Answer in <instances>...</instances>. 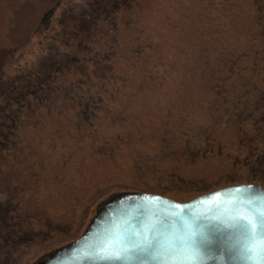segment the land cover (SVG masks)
I'll use <instances>...</instances> for the list:
<instances>
[{
    "label": "rangeland",
    "instance_id": "374dc122",
    "mask_svg": "<svg viewBox=\"0 0 264 264\" xmlns=\"http://www.w3.org/2000/svg\"><path fill=\"white\" fill-rule=\"evenodd\" d=\"M56 59L46 93L28 92ZM0 83L14 89L0 186L17 188L20 216L76 227L98 194L150 184L189 198L249 176L238 161L245 134L224 112L264 91V0H0ZM199 143L206 153L191 151ZM5 252L0 264H24Z\"/></svg>",
    "mask_w": 264,
    "mask_h": 264
},
{
    "label": "water",
    "instance_id": "95a60500",
    "mask_svg": "<svg viewBox=\"0 0 264 264\" xmlns=\"http://www.w3.org/2000/svg\"><path fill=\"white\" fill-rule=\"evenodd\" d=\"M32 264H264V188L230 184L184 201L116 192L77 238Z\"/></svg>",
    "mask_w": 264,
    "mask_h": 264
},
{
    "label": "trees",
    "instance_id": "16d2710c",
    "mask_svg": "<svg viewBox=\"0 0 264 264\" xmlns=\"http://www.w3.org/2000/svg\"><path fill=\"white\" fill-rule=\"evenodd\" d=\"M58 6L59 1L43 13L33 31L34 36L40 38L48 32V30L52 27L51 24ZM96 10L97 9H94L92 13H94ZM90 18L83 19L81 21L82 27L87 34H90L89 29L91 28V25L94 24V22L92 21V14ZM56 63H59L57 59L50 60V63L45 66L43 76L37 78L39 81L38 84H36V88L34 90H30L28 89V85H26L25 87L27 91L32 93L42 92V95L43 93L45 94L46 92H43V90L41 89L42 87H40V80H43L44 78L47 79V77L50 75V72H53L56 70V68H58V66H56ZM3 87L4 85L0 83V96L1 94H4V91L6 90L3 99H0V150L5 149L7 145L8 132H5L3 128L8 127V125L5 123L4 117L6 114V108L8 107L9 103L8 97L12 96V91L14 92V89H6L5 86L4 90ZM20 93H22V90H20ZM47 94L50 93L47 92ZM249 95L250 93L248 94L247 99L244 101L241 98H238L237 103H235V105H233L232 107H229L224 112L226 115L225 120L234 122V125L237 126L239 133L245 134L243 140H238L240 144L239 149L241 150V152L239 154L240 158L238 157L239 160L238 158L236 160L240 162V168L246 169L249 174V176H247V178L243 180L235 179L234 176H228L227 178L229 181L227 185L237 183H257L264 188V91L260 88H257L252 93V95ZM242 124H245L246 129L241 127ZM199 137H204L205 141L208 138L207 133L203 134V132L199 133V135L195 137L196 140L201 141ZM202 146L203 144L199 143L198 146L193 147L191 151L197 153L203 149V153H206L208 151L207 147ZM188 183L195 184V182ZM220 186L221 185H218L217 183L204 185L197 190L198 192L195 195L179 200H188L192 197L218 188ZM148 187L149 188L147 189L132 191L158 193L167 196L163 190L159 189L156 186H152V184H150ZM16 189L17 188L15 186L11 188H2L0 186V250L3 252L6 251V256L12 258L13 256L17 257L24 254V264H27L31 259L33 260L34 255L38 251L46 250V252L39 255L30 264H32L43 254L77 238L82 233L83 229L90 219L89 218L87 220L91 205L95 203V212L98 204H100L110 195L116 192H120L114 191L104 197L101 193L98 194L90 202V204H87L84 207L80 216V220L78 221L76 227H72V225L68 223L64 225L54 226L50 225L48 222L41 223V220L37 214H33L32 216L24 214L23 216H20L16 211L18 208V203H16L14 200ZM54 244L56 246L53 248L52 245ZM3 264L18 263H13V260L6 259Z\"/></svg>",
    "mask_w": 264,
    "mask_h": 264
}]
</instances>
